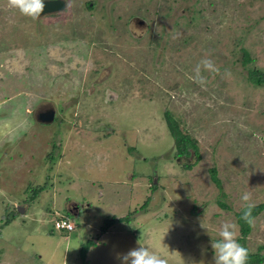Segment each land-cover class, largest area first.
Segmentation results:
<instances>
[{
  "label": "rangeland",
  "instance_id": "374dc122",
  "mask_svg": "<svg viewBox=\"0 0 264 264\" xmlns=\"http://www.w3.org/2000/svg\"><path fill=\"white\" fill-rule=\"evenodd\" d=\"M66 2L32 19L0 0V264H81L89 239L86 264H121L139 244L169 264H214L221 223L241 236L242 194L264 200V83L247 79L264 69V0ZM204 58L219 74L201 86ZM42 106L52 122L32 116ZM165 110L197 139V162L176 156ZM65 214L71 230L54 226ZM245 244L264 245V208Z\"/></svg>",
  "mask_w": 264,
  "mask_h": 264
},
{
  "label": "clouds",
  "instance_id": "9594fccd",
  "mask_svg": "<svg viewBox=\"0 0 264 264\" xmlns=\"http://www.w3.org/2000/svg\"><path fill=\"white\" fill-rule=\"evenodd\" d=\"M8 3L22 15L32 19L40 18L45 7L44 0H8ZM193 72L192 78L194 82L204 86L207 83V79L203 73L219 74V69L213 60L204 58L197 63ZM241 201V219L245 223L252 225L254 223L252 211L255 205L251 203L250 194L247 192L242 194ZM201 226L207 229L203 224ZM237 228L238 225L231 221L221 223L218 232L220 238L211 242V247L214 251V264H247L248 249L239 243ZM118 259L121 260V264H169L168 259L158 255L149 247L141 246L140 244L138 247L130 249L127 253L119 256Z\"/></svg>",
  "mask_w": 264,
  "mask_h": 264
},
{
  "label": "trees",
  "instance_id": "16d2710c",
  "mask_svg": "<svg viewBox=\"0 0 264 264\" xmlns=\"http://www.w3.org/2000/svg\"><path fill=\"white\" fill-rule=\"evenodd\" d=\"M92 0H88L87 2V6H90ZM250 60V56L248 51L243 48V58H242V63L246 64L248 61ZM247 79L253 83V84H262L264 83V69L261 68H248L247 70ZM164 116H165V120L167 123V126L169 128V131L171 133V135L174 138V145L176 148V156H190L192 154L195 155V161L197 162L200 159V151H199V145H198V141L197 139L192 136L191 134L183 131L180 126L179 123L177 121V119L170 113V111L165 110L164 111ZM50 158L53 159L54 156L52 153L49 154ZM193 163L186 161L183 163V166L186 168H190L192 167ZM209 172H210V178L211 180L216 184V186L218 188H221V181L220 178L218 177L217 174V169L215 166H211L209 168ZM151 186L154 187L155 183L151 182ZM44 186L42 184H38L36 186H34L31 190V194H30V199H33L34 197H36V195L38 194V192L43 188ZM219 203L223 206V207H227V205L223 202ZM255 207L253 208L252 211V215L253 217L258 214L263 208H264V200L258 203L254 204ZM20 213L18 211V209L16 207H14L9 213L7 212L5 214V216L2 218L3 222L1 224V227L7 223H9L12 219L15 218L16 215ZM241 214H242V208L239 209L238 211H236V215H237V222L239 224L240 227V232H241V236L238 238L239 243L242 244L245 248L248 249V260H247V264H260L264 261V253H262L260 251V249L263 248L264 245H260L258 247L259 250L257 251H251L247 245L245 244V237L248 234V232L250 231V227L251 225L245 223L242 219H241ZM66 218H69V216L67 214L62 215ZM129 216L130 214H125L119 217H116L115 215H112L111 217H106L104 220L103 225L101 226V231L105 232L107 230V227L117 221H129ZM93 240H87L86 242H84V244L81 246L80 248V252L79 255L81 256V264H86V253L87 250L89 248V246L92 244Z\"/></svg>",
  "mask_w": 264,
  "mask_h": 264
},
{
  "label": "water",
  "instance_id": "95a60500",
  "mask_svg": "<svg viewBox=\"0 0 264 264\" xmlns=\"http://www.w3.org/2000/svg\"><path fill=\"white\" fill-rule=\"evenodd\" d=\"M66 3H67L66 0H44L45 7L41 14L62 10L65 8ZM54 117H55V109L53 107H50L44 111H41L37 116V120L43 123H50L54 120ZM74 207H76V205ZM21 208H22L21 206L17 207V209L20 212L23 211V209ZM73 213H75V211Z\"/></svg>",
  "mask_w": 264,
  "mask_h": 264
},
{
  "label": "built area",
  "instance_id": "2783aa9c",
  "mask_svg": "<svg viewBox=\"0 0 264 264\" xmlns=\"http://www.w3.org/2000/svg\"><path fill=\"white\" fill-rule=\"evenodd\" d=\"M54 226L56 228L64 229V230H71L74 227V223L69 218H66L62 215L55 217L54 219Z\"/></svg>",
  "mask_w": 264,
  "mask_h": 264
},
{
  "label": "flooded vegetation",
  "instance_id": "af4514ba",
  "mask_svg": "<svg viewBox=\"0 0 264 264\" xmlns=\"http://www.w3.org/2000/svg\"><path fill=\"white\" fill-rule=\"evenodd\" d=\"M47 108H50V106H46V107H40V108H37V109H34V110H32V112H31V114H32V116L37 120V116L39 115V113L41 112V111H44V110H46ZM55 118V117H54ZM43 123V122H42ZM73 208V206H69L68 207V210L70 211V212H72V209Z\"/></svg>",
  "mask_w": 264,
  "mask_h": 264
},
{
  "label": "bare ground",
  "instance_id": "6f19581e",
  "mask_svg": "<svg viewBox=\"0 0 264 264\" xmlns=\"http://www.w3.org/2000/svg\"><path fill=\"white\" fill-rule=\"evenodd\" d=\"M52 13V12H51Z\"/></svg>",
  "mask_w": 264,
  "mask_h": 264
}]
</instances>
